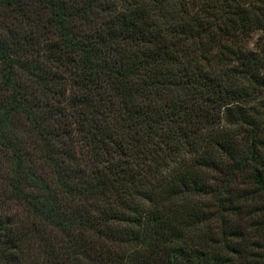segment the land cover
I'll list each match as a JSON object with an SVG mask.
<instances>
[{
  "label": "trees",
  "instance_id": "1",
  "mask_svg": "<svg viewBox=\"0 0 264 264\" xmlns=\"http://www.w3.org/2000/svg\"><path fill=\"white\" fill-rule=\"evenodd\" d=\"M0 264H264V0H0Z\"/></svg>",
  "mask_w": 264,
  "mask_h": 264
},
{
  "label": "rangeland",
  "instance_id": "2",
  "mask_svg": "<svg viewBox=\"0 0 264 264\" xmlns=\"http://www.w3.org/2000/svg\"><path fill=\"white\" fill-rule=\"evenodd\" d=\"M7 207H8L7 212L10 213V215H17V213H19L18 210H17V208L14 207L13 205L10 204V205L7 206ZM18 209H19V208H18Z\"/></svg>",
  "mask_w": 264,
  "mask_h": 264
}]
</instances>
